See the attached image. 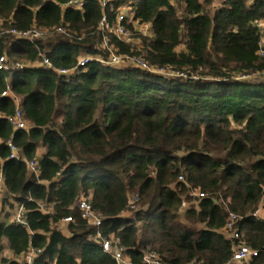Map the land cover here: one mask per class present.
I'll return each mask as SVG.
<instances>
[{
  "label": "trees",
  "instance_id": "16d2710c",
  "mask_svg": "<svg viewBox=\"0 0 264 264\" xmlns=\"http://www.w3.org/2000/svg\"><path fill=\"white\" fill-rule=\"evenodd\" d=\"M106 1L76 9L70 0H0L3 28L47 32L34 42L0 37V93L11 94L0 100L2 204L26 212L25 226L0 219V253L14 256L0 264H21L29 249L34 264H116L96 232L131 264L150 254L158 264H264V220L252 216L264 206V58L254 26L264 0ZM120 13L131 43L99 29L105 17L114 30ZM108 50L149 70L106 64ZM81 57L86 67L58 73ZM12 96L24 130L7 123ZM9 141L22 160L9 159ZM192 191L204 197L190 200ZM81 198L98 228L81 218ZM230 213L238 241L224 235ZM67 217L73 222L58 229ZM240 243L257 257L233 262Z\"/></svg>",
  "mask_w": 264,
  "mask_h": 264
},
{
  "label": "built area",
  "instance_id": "2783aa9c",
  "mask_svg": "<svg viewBox=\"0 0 264 264\" xmlns=\"http://www.w3.org/2000/svg\"><path fill=\"white\" fill-rule=\"evenodd\" d=\"M170 2H174L175 0H169ZM251 1V0H250ZM102 2V6L106 7L107 6V1L106 0H101ZM84 3V0H70V2L68 3V6H71L73 8L76 9H80L82 7ZM124 20V14L120 13L117 16V26L116 28L113 30L112 28H110L109 24L107 23L105 17L102 18L101 23L99 25V29L103 32H108V33H113L115 36H117L119 39H121V37L124 34H128L127 32L124 31V29L120 26V23ZM254 26L257 28V30L259 31V38L257 40L256 46H257V55L261 58H264V20L258 19L254 21ZM137 32H139L140 34L146 36L149 34V26L147 25H138L135 26ZM57 34H60L62 36L67 37V33L65 32V30L62 27H59L56 29ZM46 30L44 29H38L36 27L31 28L28 31H24V32H19V31H15L11 28H3L2 27V22L0 20V37H11L13 39H17V40H28L30 42H34L35 40H41L44 39L46 37ZM124 41V40H122ZM126 42V41H124ZM102 47L106 48L107 47V40L105 38H103L102 41ZM107 49V48H106ZM110 51V55L108 57V60L105 62L106 64L109 65H120L121 63H123L124 61H128L131 64L141 68V69H145V70H149V68L146 66V64H144L142 61H140L139 59H128V58H123L120 56H117L116 54H114L113 52ZM5 58L4 57H0V71L1 70H7L6 66H5ZM90 59L88 57H81L78 59L77 61V65L74 69L71 70H59L58 73L60 75L66 76L69 74H74L77 72L78 69H82L84 67H86L89 63ZM101 61V60H98ZM102 62V61H101ZM42 64L45 66H49V59L47 57H45L42 61ZM154 72V71H153ZM156 74H160V75H166L168 73L163 72L162 70H158L155 72ZM170 76H181L179 74H175V75H171ZM10 92L9 90L3 91L2 93H0V100L6 97H10ZM12 100L15 103V110L13 112L12 115L7 116L6 120L7 123L9 124V126L11 127V129L13 131H18V130H24L27 127V123L23 117L22 111H21V107H20V100L17 97L12 96ZM7 148L9 150V159H13V160H22V158L19 155V150L15 147V145L9 141L7 144ZM25 165L28 167V169L34 173H36V163L33 161H26L24 162ZM180 181H182V178H179ZM3 176L0 174V219H2V217H4L3 214V204H2V198H3ZM194 196L196 198H203L204 194L196 192L194 194ZM135 201H137V197H134L132 199V203H134ZM187 206V204L185 202H183L181 204L182 208H185ZM260 207L257 208L254 213H253V217L255 218H259L260 215ZM40 211L44 214L48 213V210L46 209L45 205H40L39 206ZM77 208L80 212V216L83 220L86 221V223L89 226L92 227H96L98 228L101 224V219L99 218L98 215H96L92 209L91 206L88 202L87 198H81L78 201L77 204ZM25 210L23 208V206L21 205H17L14 204V207L12 209V211L10 212L9 218H8V222L12 223V224H16V225H22L25 226L26 222H25ZM238 217L232 213H230L228 215L227 221H226V225L224 228V235L226 236V234H229V238L231 240H240L241 238V234L238 231L237 227H236V223L238 222ZM73 222V220L70 217L64 218L62 219L58 224V229H60L61 227L65 226L68 223ZM94 239L96 241H98L100 243V246L102 248V251L106 254H110L111 257L113 258L114 262L116 264H131L130 261L127 259V257L125 256L124 250L121 247H118L116 245H113L112 242L108 239H103L100 235L99 232H96ZM37 251L33 250V249H29L20 259V263L21 264H34V260L35 257L37 256ZM257 257V251L253 250L247 246H245L243 243H240L237 248L235 249V251L233 252L232 255V261L235 263H240V262H247L253 258ZM144 263L145 264H158V262L156 261V257L152 254L150 255H146V257H144Z\"/></svg>",
  "mask_w": 264,
  "mask_h": 264
},
{
  "label": "rangeland",
  "instance_id": "374dc122",
  "mask_svg": "<svg viewBox=\"0 0 264 264\" xmlns=\"http://www.w3.org/2000/svg\"><path fill=\"white\" fill-rule=\"evenodd\" d=\"M121 40H124L126 41V43H131L132 40H131V35L130 34H124L122 37H121ZM160 75V74H159ZM161 76H164V77H168L170 76L169 74H166V75H161ZM178 77H181V76H178ZM263 81H264V77L262 78ZM196 193V191H192L190 194V200H192V198H194V194ZM134 198V197H133ZM194 200V199H193ZM260 215H259V218L261 220H264V206L260 205ZM11 211H9V207H8V204H5L4 208H3V214L4 216L5 215H9ZM9 218V217H8ZM64 231V230H63ZM226 238H229V234L227 233L226 234ZM110 240V239H109ZM112 242V240H110ZM113 244V242H112ZM114 245V244H113Z\"/></svg>",
  "mask_w": 264,
  "mask_h": 264
},
{
  "label": "crops",
  "instance_id": "0c3cea01",
  "mask_svg": "<svg viewBox=\"0 0 264 264\" xmlns=\"http://www.w3.org/2000/svg\"><path fill=\"white\" fill-rule=\"evenodd\" d=\"M57 227H58V226H57ZM64 227H65V226L61 227L60 230L63 231V230H64ZM0 257H4V258H8V259H11V258L14 259V258H13L14 256L12 255V253H11L9 250L5 249V248H4L3 251L0 253Z\"/></svg>",
  "mask_w": 264,
  "mask_h": 264
},
{
  "label": "water",
  "instance_id": "95a60500",
  "mask_svg": "<svg viewBox=\"0 0 264 264\" xmlns=\"http://www.w3.org/2000/svg\"><path fill=\"white\" fill-rule=\"evenodd\" d=\"M244 79V78H243Z\"/></svg>",
  "mask_w": 264,
  "mask_h": 264
}]
</instances>
